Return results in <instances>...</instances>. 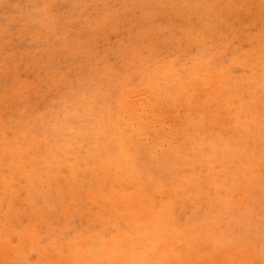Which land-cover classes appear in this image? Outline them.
Segmentation results:
<instances>
[{"label":"rangeland","instance_id":"obj_1","mask_svg":"<svg viewBox=\"0 0 264 264\" xmlns=\"http://www.w3.org/2000/svg\"><path fill=\"white\" fill-rule=\"evenodd\" d=\"M262 31L264 0H0V167L35 181L0 195V264L259 259Z\"/></svg>","mask_w":264,"mask_h":264},{"label":"bare ground","instance_id":"obj_2","mask_svg":"<svg viewBox=\"0 0 264 264\" xmlns=\"http://www.w3.org/2000/svg\"><path fill=\"white\" fill-rule=\"evenodd\" d=\"M174 3V2H173ZM120 13V12H119ZM47 25V24H46ZM206 33V32H205ZM93 61V60H92ZM84 67V66H83ZM183 71V70H182ZM258 76H259V74H257ZM163 78V77H162ZM170 79V78H169ZM171 80V79H170ZM241 83V82H240ZM250 83V82H249ZM163 84V83H162ZM158 88V87H157ZM189 88V87H188ZM145 89V88H144ZM144 89L142 90V91H144ZM125 91V90H124ZM259 91H261V90H259ZM83 92V91H82ZM150 92V91H149ZM140 93V92H139ZM147 93H148V90H147V92H146V96H147ZM175 93V92H174ZM132 94L134 95V93L132 92ZM145 94V93H144ZM150 94V93H149ZM152 94V93H151ZM165 94V93H164ZM206 94V93H205ZM153 95V94H152ZM245 95V94H244ZM246 95H248V94H246ZM245 95V96H246ZM141 96H143V95H141ZM133 98L135 99L136 97H134L133 96ZM132 98V99H133ZM221 98V97H220ZM246 98V97H245ZM138 99V98H137ZM141 99V98H140ZM169 99V98H168ZM202 99V98H201ZM222 99V98H221ZM128 100V99H127ZM136 100V99H135ZM139 100V99H138ZM130 101H132V100H130ZM161 101H163V99L161 100ZM112 102H114V100L112 101ZM125 102H126V100H125ZM124 102V103H125ZM133 102H134V100H133ZM133 102H132V104H131V108H132V105H133ZM149 102H150V99H149ZM123 103V102H122ZM128 103V102H127ZM131 103V102H130ZM145 102H144V100H139V102L138 103H136V106H143V104H144ZM161 103V102H160ZM176 103V102H175ZM129 104V103H128ZM148 104V103H147ZM179 104H181V102L179 103ZM178 104V105H179ZM213 104V103H212ZM259 104H260V102H259ZM163 105V104H162ZM165 105V104H164ZM130 105H128V107H129ZM166 106V105H165ZM124 107V106H123ZM133 107H135V106H133ZM160 106H158V109H160L159 108ZM167 107V106H166ZM130 108V109H131ZM148 108V107H147ZM156 108V107H155ZM154 108V109H155ZM172 107H170V109H168V110H172L171 109ZM245 108V107H244ZM259 108V107H258ZM67 109V108H66ZM136 109V108H135ZM138 109V108H137ZM140 109V108H139ZM150 109V108H149ZM148 109V110H149ZM162 109H163V107H162ZM165 109V108H164ZM180 109V108H179ZM155 110H157V109H155ZM212 110H214V109H212ZM226 110V109H225ZM225 110H222V111H225ZM136 111V110H135ZM137 111H139V110H137ZM142 111H143V109H142ZM147 111V110H146ZM151 111H152V108H151ZM160 111V110H159ZM158 111V112H159ZM189 111V110H188ZM150 112V111H149ZM158 112H157V114H158ZM161 112H164V110L163 111H161ZM167 111H165L164 113H166ZM168 112H170V111H168ZM178 112H179V110H178ZM127 113H129V112H127ZM132 113H133V111H132ZM137 113V112H136ZM135 113V114H136ZM156 113V112H155ZM171 114H172V112H170ZM195 113H196V111H195ZM134 113H133V115H135ZM154 114V113H153ZM161 114V113H160ZM180 114H181V111H180ZM191 114V113H190ZM209 114V113H208ZM129 115H131V114H129ZM128 115V116H129ZM168 115H169V113H168ZM183 115V114H182ZM193 115V114H192ZM195 115V114H194ZM193 115V116H194ZM249 115V114H248ZM124 116V115H123ZM122 116V117H123ZM149 116H151V115H149ZM173 116V115H172ZM228 116V115H227ZM227 116H225V117H227ZM110 117V116H109ZM121 117V116H120ZM133 117V116H132ZM146 117H148V116H146ZM145 117V119H147ZM155 117V116H154ZM224 117V118H225ZM229 117V116H228ZM227 117V118H228ZM241 117H242V115H241ZM111 118V117H110ZM135 118H136V116H135ZM156 118V117H155ZM167 118V117H166ZM171 118H173V117H171ZM223 118V119H224ZM129 119V118H128ZM133 119V118H132ZM144 119V118H143ZM157 119H159V118H157ZM170 119V118H169ZM222 119V120H223ZM226 119V118H225ZM224 119V120H225ZM97 120V119H96ZM174 120V119H173ZM178 120V119H177ZM185 120V119H184ZM234 120V119H233ZM233 120H231V121H233ZM140 121V120H139ZM139 121H138V124H139ZM145 121V120H144ZM166 121V120H165ZM175 121V120H174ZM226 121V120H225ZM96 122V121H95ZM167 122V121H166ZM173 122V121H172ZM101 123V122H100ZM142 123H143V121H142ZM141 123V124H142ZM209 123V122H208ZM227 123V122H226ZM233 123V122H232ZM168 124V123H167ZM174 124H175V122L172 124L173 126H174ZM129 125V124H128ZM132 125V124H131ZM141 126V125H140ZM157 126V125H156ZM209 126V125H208ZM215 127V126H214ZM157 128V127H156ZM191 128V127H190ZM85 129V128H84ZM151 130V129H150ZM230 130V129H229ZM240 130V129H239ZM178 131V130H177ZM230 131H232V129L230 130ZM180 132V131H179ZM205 132V131H204ZM223 132H224V130H223ZM68 133V132H67ZM150 133H152V131L150 132ZM154 133V132H153ZM239 133V132H238ZM134 136H135V134L134 133H132ZM225 134V133H224ZM83 135V134H82ZM177 135H178V133H177ZM177 135H175V136H177ZM238 135V134H237ZM150 136H152V135H150ZM88 137V136H87ZM149 137V136H148ZM157 137V136H156ZM181 137V135L179 136V137H177V139L178 138H180ZM32 138V137H31ZM134 138V137H133ZM153 138V137H152ZM199 138V137H198ZM100 139H101V137H100ZM155 139V138H154ZM52 140V139H51ZM156 140H157V138H156ZM172 141V140H171ZM38 142V141H37ZM152 142V141H151ZM166 143V142H165ZM237 143V142H236ZM236 143H234V144H236ZM100 145V144H99ZM176 145V144H175ZM185 145V144H184ZM143 146V145H142ZM64 147V146H63ZM136 147H139V146H136ZM146 148H148L147 146H145ZM38 148V147H37ZM131 148V147H130ZM142 148H144V147H142ZM249 149V148H248ZM140 150V148L138 149V151ZM220 150V149H219ZM218 150V151H219ZM81 151H83V150H81ZM132 151V150H131ZM134 151H135V149H134ZM142 152L141 153H143V150H141ZM150 151V150H149ZM130 153V152H129ZM149 153V152H148ZM171 153V152H170ZM136 154H138V153H136ZM147 153H145L144 154V156L146 155ZM125 155H128V154H125ZM140 155V154H139ZM182 156V155H181ZM245 156V155H244ZM122 157V156H121ZM126 157V156H125ZM140 157V156H139ZM162 157H163V155H162ZM73 158V157H72ZM169 158V157H168ZM42 160V159H41ZM89 160H91V159H89ZM30 162V161H29ZM29 162H27L26 164V167L24 166V165H22V164H19L17 161H14V164H11V165H8V167H5V168H3V167H0V195H2V193H4L5 192V194H7L9 197H10V199H11V197H15L16 195H19L20 193H21V191L22 190H24V188H27L26 190H28L29 189V191L32 189V183H34L35 181H33L32 180V177H34V175L32 176V173H31V175L29 174V172L28 171H32L31 170V168H29V169H27L28 168V166H30V167H32V165H29ZM41 162V161H40ZM116 162V161H115ZM115 162H113V163H115ZM31 164H32V161L30 162ZM18 164V165H17ZM36 164H37V162H36ZM173 164V163H172ZM115 165V164H114ZM120 166V165H119ZM165 166H166V164H165ZM218 166V165H217ZM55 168V167H54ZM53 168V169H54ZM64 168H65V166H64ZM112 168H114V167H112ZM185 169V168H184ZM206 169V168H205ZM67 170V169H66ZM65 170V171H66ZM181 171V170H180ZM179 171V172H180ZM184 171V170H183ZM67 173H68V171H66ZM82 172V171H81ZM80 172V173H81ZM101 172V171H100ZM106 172V171H105ZM69 174V173H68ZM44 175V174H43ZM67 175V174H66ZM70 175V174H69ZM87 175V174H86ZM85 177V176H84ZM35 178H36V176H35ZM108 178H110L109 176H108ZM89 180V179H88ZM174 180V179H173ZM33 181V182H32ZM102 181V180H101ZM109 181V180H108ZM54 182V181H53ZM170 183V182H169ZM227 183V182H226ZM40 184V183H39ZM54 185V184H53ZM108 185V184H107ZM259 185V184H258ZM34 186V185H33ZM37 186V185H36ZM35 186V187H36ZM40 186V185H39ZM38 187V186H37ZM102 187V186H101ZM34 188V187H33ZM41 188V187H40ZM105 188V187H104ZM193 188V187H192ZM53 189V188H52ZM34 190V189H33ZM42 190V189H41ZM41 190H40V192H41ZM188 190V189H187ZM212 190V189H211ZM249 190V189H248ZM34 191H36V190H34ZM54 191V190H53ZM223 191V190H222ZM243 191L245 192L246 190H244L243 189ZM243 191H242V193H243ZM28 192V191H27ZM38 192H39V190H38ZM248 192V191H247ZM22 193H24V192H22ZM28 193H32V192H28ZM34 193V192H33ZM213 193V192H212ZM241 193V195H243ZM55 194V193H54ZM90 194V193H89ZM120 194V193H119ZM236 194H238V193H236ZM244 194H247L246 192L244 193ZM28 195V194H27ZM34 195V194H33ZM32 195V196H33ZM63 195H64V193H63ZM168 195V194H167ZM240 195V194H239ZM238 195V196H239ZM26 196V195H25ZM69 196V195H68ZM117 196V195H116ZM1 197H3V196H1ZM27 197V196H26ZM43 197V196H42ZM47 197V196H46ZM66 197H67V195H66ZM118 197V196H117ZM193 197V196H192ZM241 197V196H240ZM242 197H245V195H243ZM99 198V197H98ZM246 198H248V197H246ZM245 198V199H246ZM1 199V198H0ZM9 199V198H8ZM28 199V198H27ZM34 199V198H33ZM100 199V198H99ZM98 199V200H99ZM6 200V199H5ZM19 200V199H18ZM21 200H23V196H22V199H20V201ZM35 200V199H34ZM42 200V199H41ZM146 200V199H145ZM238 200V199H237ZM237 200H236V202H237ZM25 201V200H24ZM248 201V200H247ZM5 202V201H4ZM104 202H106V201H104ZM146 202V201H145ZM18 203V202H17ZM20 203H22V201L20 202ZM24 203V202H23ZM23 203L22 204H19V205H23ZM141 203V202H140ZM143 203V202H142ZM189 203V202H188ZM152 204V203H151ZM122 205H123V202H122ZM137 205V204H136ZM209 205V204H208ZM243 205V204H242ZM241 205V206H242ZM0 206H1V204H0ZM139 206V205H138ZM170 206V205H169ZM167 207V206H166ZM72 208V207H71ZM150 209V208H149ZM2 210V209H1ZM73 210V209H72ZM147 211H148V209H147ZM108 212H109V210H108ZM150 212V211H149ZM68 216H70V215H68ZM3 217V216H2ZM83 217V216H82ZM128 217V216H127ZM151 217V216H150ZM162 217V216H161ZM84 218V217H83ZM86 219H88V217H86ZM144 219V218H143ZM95 220V219H94ZM88 221V220H87ZM112 221V220H111ZM163 221V220H162ZM156 222V221H155ZM169 223H170V221H169ZM109 227V226H108ZM161 228V232H162V234L164 233V235H165V233H167L166 231H169V226L167 225V224H165V223H163L161 226H160ZM205 228V227H204ZM12 229V228H11ZM68 229V228H67ZM193 229V228H192ZM141 230V229H140ZM200 230V229H199ZM9 231H10V229H9ZM20 231V230H19ZM13 232V231H12ZM23 232H25V230H23ZM170 233V232H169ZM204 234V233H203ZM11 235H12V233H11ZM22 236H24V234H21ZM218 235V234H217ZM21 236V237H22ZM91 236V235H90ZM28 237H29V234H28ZM150 237V236H149ZM159 237V236H158ZM157 237V238H158ZM27 238H25L24 240H23V242L25 243L27 240H26ZM128 239V238H127ZM6 240V239H5ZM26 240V241H25ZM29 241H30V239H28ZM158 240V239H157ZM191 240V239H190ZM87 242H88V240H87ZM171 242V241H170ZM0 243H2V245H3V243L4 242H0ZM127 243V242H126ZM125 243V244H126ZM111 244V243H110ZM122 244H123V242H122ZM7 245H8V243H7ZM23 245V244H22ZM21 245V246H22ZM82 245V247L83 248H85V250L87 251V249H88V245L87 244H85V243H83V244H81ZM14 246V245H13ZM24 246V245H23ZM28 246V245H27ZM166 246V245H165ZM1 247V246H0ZM139 247H140V245H139ZM168 247V246H167ZM11 248H12V246H11ZM15 248V247H14ZM27 249H28V247H26ZM25 247H24V249H26ZM110 248V247H109ZM166 248V247H165ZM116 249V248H115ZM163 249V248H162ZM0 250H1V248H0ZM3 250V249H2ZM8 250V249H7ZM10 250L11 249H9V252H10ZM200 250H202V249H200ZM21 251H23V250H21ZM25 252H26V250H24ZM177 251V250H176ZM192 251V250H191ZM2 252V251H1ZM3 252H5V250L3 251ZM8 252V253H9ZM160 252H161V250H160ZM19 253V252H18ZM22 253V252H21ZM153 253V252H152ZM177 253V252H176ZM3 254V253H2ZM1 254V255H2ZM10 254H11V252H10ZM9 254V255H10ZM3 255H5L6 256V254H3ZM8 255V254H7ZM112 255V254H111ZM20 255H18V257H19ZM13 257V256H12ZM16 257H17V255H16ZM17 257V258H18ZM221 258V256H219L218 255V257L217 258ZM6 258H9V257H6ZM23 258V257H22ZM174 258V257H173ZM216 258V257H215ZM219 258V260H220V263H221V259ZM14 259V258H13ZM12 259V260H13ZM19 259H21V258H19ZM1 261V260H0ZM6 261V260H5ZM39 260H37V262H38ZM17 262V261H16ZM218 262V261H217ZM4 263V262H3ZM35 263V262H34ZM43 263V262H42ZM57 263H59V262H57ZM172 263V262H171ZM175 263V262H174ZM45 264V263H44Z\"/></svg>","mask_w":264,"mask_h":264},{"label":"snow or ice","instance_id":"obj_3","mask_svg":"<svg viewBox=\"0 0 264 264\" xmlns=\"http://www.w3.org/2000/svg\"><path fill=\"white\" fill-rule=\"evenodd\" d=\"M140 35H144V28L140 26ZM262 38H264V31H262ZM143 53V47L139 40L131 42L130 54L132 57L140 56ZM25 84L22 82L19 86L21 93L23 92ZM262 100H264V93H262ZM261 136L264 138V108L261 111V120H260ZM262 159H264V153H262ZM262 177H264V168H262ZM262 192H264V183H262ZM261 233L259 241V259L254 258L255 253V244L252 239L241 235L239 238H234L227 241V245L230 248H234L238 254L239 258H233L231 260L223 262V264H264V195L261 197ZM112 231H115L113 228ZM220 247L218 243L216 248L213 251L217 250ZM141 264H151V262H141ZM163 264V262H160Z\"/></svg>","mask_w":264,"mask_h":264}]
</instances>
